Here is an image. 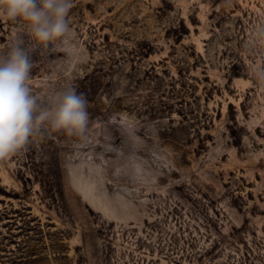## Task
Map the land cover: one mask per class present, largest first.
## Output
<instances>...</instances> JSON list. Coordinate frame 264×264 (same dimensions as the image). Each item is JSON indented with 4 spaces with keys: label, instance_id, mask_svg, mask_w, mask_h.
I'll return each instance as SVG.
<instances>
[{
    "label": "rangeland",
    "instance_id": "rangeland-1",
    "mask_svg": "<svg viewBox=\"0 0 264 264\" xmlns=\"http://www.w3.org/2000/svg\"><path fill=\"white\" fill-rule=\"evenodd\" d=\"M68 21L30 83L44 106L74 85L90 123L0 159V264H264V0H73ZM24 32L0 16V52Z\"/></svg>",
    "mask_w": 264,
    "mask_h": 264
},
{
    "label": "clouds",
    "instance_id": "clouds-1",
    "mask_svg": "<svg viewBox=\"0 0 264 264\" xmlns=\"http://www.w3.org/2000/svg\"><path fill=\"white\" fill-rule=\"evenodd\" d=\"M72 7L73 0H0V16L25 29L0 52V159L25 149L42 125L77 136L89 126V102L74 85H65L44 106L30 83L34 54L57 48L69 36ZM257 80L264 84V79Z\"/></svg>",
    "mask_w": 264,
    "mask_h": 264
}]
</instances>
